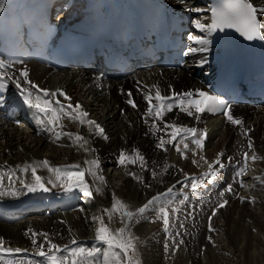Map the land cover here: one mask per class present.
Returning <instances> with one entry per match:
<instances>
[{
    "label": "bare ground",
    "instance_id": "6f19581e",
    "mask_svg": "<svg viewBox=\"0 0 264 264\" xmlns=\"http://www.w3.org/2000/svg\"><path fill=\"white\" fill-rule=\"evenodd\" d=\"M11 1L4 0V8ZM250 1L258 8L264 6V0ZM77 4L75 3L71 9L66 10L63 18L81 14L82 2L78 8ZM186 6H190L193 12L191 22L193 32L189 34L188 40L190 36H199L209 43L201 46L189 40V48H203V50L189 52L188 49L189 60L179 71L161 67H153L144 72L141 70L124 80L106 82L102 95V90L93 86L91 81L77 76L74 70L49 74L43 68L36 67L29 71V79L33 83L50 93H57V95L49 97L53 101L54 107L57 100L66 108L69 103L73 106L80 103L82 110L89 114L87 119L99 124L104 129L107 139L96 134L94 127L90 131V126L81 125L78 121L67 116L59 121L56 130L73 134V129L70 126H75L76 133L71 139L64 135L57 140L55 134L45 130L44 125L40 124L36 118H34L33 125L26 122L24 128L12 126L10 122H6L3 127H0V177H3L5 190L10 188L17 190L16 197L10 195L0 197V207L14 212L36 210V212L16 222L6 223L7 225L0 224V238L4 241L3 247L25 250L20 253L5 252L0 254L3 257L0 259V264H9V262L19 264L21 261L23 264H49L47 259L37 254L41 244L44 245L43 250L47 252L48 244L45 243V237L41 235L34 237L33 233H44L51 243L59 246L61 251L55 254L62 260L66 254L67 261L70 260V250L79 246L90 245L91 250H99L100 248L95 233L102 219L98 214L101 202L99 201L100 204H97L98 202H95L94 197L85 196L75 187L71 191H65L56 182L55 174L49 172L48 168L40 163L42 161H48L49 167L64 170H69V166L78 165V170L84 172L86 182V176L88 177L89 183L87 182V184L91 192L101 199L103 205L109 208H112L113 197H115L126 205L128 204L129 208L131 207L130 210L153 201L152 206L149 207L150 218L159 215V211L154 207L157 202L161 205L159 209L161 207L168 209L169 219L179 221L176 230L181 235L176 238H173L174 233L170 229L167 232L164 230V225L158 227L159 230H162V232L160 231L161 237H159L155 231V225H144L141 218L139 220L143 224L138 225L134 223L136 219L127 223L125 220L122 222V219L118 223L109 220L111 231L115 232L119 226L127 224L130 233L136 232L141 237V244L148 246L143 251L145 264H188V262L190 264H230L231 259L226 258V256L237 255L235 252L244 240V246L241 245L242 249L238 248L239 252L241 255L243 252H250L246 254L245 258L244 256L240 257V262L235 261L234 258L232 261L235 264H241V262L242 264H264L262 258L264 257V108L255 113L254 124L246 125L247 130L254 127L249 137L238 136L233 133L229 135L226 125L223 129L218 128L219 121L217 118L206 119L199 124H196L193 119H188V124H183L179 121V116L174 113V110L165 112L163 121L153 123L155 127L147 126L144 128L142 126L141 117L145 116L148 110V102L145 100L146 94L150 93L153 97L152 104L157 105L158 102L154 99L157 88L163 96L199 89L204 86V80L196 78L195 73L202 69L203 76H206L213 67L211 35H209L207 28L201 31L195 26L196 21L210 25L208 4L205 0H190ZM260 12L264 17V10ZM179 89L181 91H178ZM60 91L70 97V101L59 95ZM129 92L132 94L131 97L128 96ZM7 97L9 99L12 97V91L8 93ZM129 99L134 101L136 108L126 102ZM21 103L23 104L22 101ZM13 104L15 102L11 101V105ZM175 108L180 110L179 107ZM139 111L142 113L140 114ZM135 112H138L140 122L133 126L135 122H138L134 115ZM193 114L194 117H200L195 113ZM165 124L194 128L197 130L196 138L203 139L204 134H207L203 139L202 149H198L188 140L180 143L181 138L179 137L173 143L165 145L166 151L158 148L157 144H159L161 137L165 140L171 139L172 129H165ZM157 129L160 130L157 131ZM76 134L83 136L87 144L81 147L82 141L75 139ZM240 137H243L244 142H238ZM249 139L252 141L251 150L248 148ZM184 143L188 144L187 150L184 149ZM175 145L179 146L180 152L176 150ZM236 147L242 150L238 170L244 163L243 154L247 152L249 157L247 169L248 172L253 173V176L246 172V175L237 177L236 172L229 169L230 167L226 173H220L216 168L217 176L215 179L218 188L207 190L205 183L208 181H205L197 188H203L205 194L197 198L191 192V183L193 180L202 179L208 172V164L205 163V160L214 165L218 154L233 150ZM108 151H110V157L107 156ZM136 151L144 157L143 166L139 160L135 164L125 162L121 165L119 163L118 158L121 152L125 153L126 156L134 157ZM201 152L203 154L199 155ZM6 153L11 157H7ZM253 154L258 157L255 162L251 159ZM93 160L99 161V169L90 163H86ZM194 160L196 163H193ZM26 164L36 166L37 175L42 177V180H52L55 186L52 183L46 186L44 183L45 187L49 189L47 192L37 191L33 193L28 192L18 181L10 184L6 174H11L13 181L20 178L29 184L33 182L30 169L26 174L21 171ZM105 167L116 171L112 174ZM89 169L95 172L96 177H102L104 182L102 183L100 179L89 175ZM250 178L252 184L248 186L247 182ZM115 179L119 180L120 183L115 181L114 184ZM241 182L245 185L244 187H241ZM229 185H231V192L227 191ZM169 189L172 191L169 192ZM222 189H225L224 194L218 195L217 191ZM240 190L248 192V196L239 197L238 192ZM79 193L83 197L76 199ZM223 201H232V205L228 208L232 207L233 211L231 210L229 216L225 215L224 217L223 214L219 216L218 221L223 217V220L221 219L222 225L218 224L215 218L213 219L211 226L214 231H209V227H207V218L211 214V210L204 212V219L189 204V202L192 204L198 202L200 204L220 205ZM237 207L239 209L235 210L234 208ZM172 209H178V211L173 212ZM233 214H237L236 217H233ZM85 216L86 219H84ZM88 218L92 219V225H90ZM245 219L251 223L246 225ZM112 223L118 226H114ZM224 225H231L232 228L222 233L219 230ZM234 226H238V229ZM216 230L219 231L218 234ZM220 232L225 239H223L224 243L221 246L222 240L216 241ZM240 233L243 234V237ZM50 235L53 237L52 239L49 238ZM252 236L257 240L254 243ZM161 238L162 240H160ZM33 239L37 240L36 245H33ZM59 240L63 242L59 243ZM73 241L76 243L73 244ZM103 248L102 253L99 250L93 256L87 257L90 264H92V260L97 263L98 256L103 258V261L98 264H105L106 258L109 262L112 261V254L115 253V250L110 252ZM227 249L233 250V254L227 253ZM216 251L219 252V255L215 254Z\"/></svg>",
    "mask_w": 264,
    "mask_h": 264
},
{
    "label": "snow or ice",
    "instance_id": "6c2138e0",
    "mask_svg": "<svg viewBox=\"0 0 264 264\" xmlns=\"http://www.w3.org/2000/svg\"><path fill=\"white\" fill-rule=\"evenodd\" d=\"M4 8V0H0V11H3ZM195 26L200 29L201 31L207 30L209 32L213 31H223L224 28H236V30L247 40H257L261 39L264 40V34H262V26L261 23L257 20V9L249 2V0H236V2L231 5L227 12H221L217 10H213L212 12V23L211 25H204L200 23L199 21L195 22ZM189 40L193 41L197 45H207L209 41L202 39L199 36H190ZM197 50H203L196 49V48H189V52L197 51ZM13 63H22L20 61H5L4 59H0V87L6 86L3 84V81L5 78L8 80H12L11 76H8V69L12 66ZM21 78L23 80V85H27V87L23 86L21 83ZM12 82L15 84V88L17 89V92L19 93V96L23 102V104L33 112L36 119L39 121L40 124L44 125L45 130L53 132L55 134V138L59 140L62 136L67 135L70 139L72 138L73 134L71 133H62L60 131H57L56 128L59 125V121L64 117H69L70 119L74 121H78L81 125H88L90 126V131L92 130V127L95 128L96 134L104 137L107 139V137L104 134V129L97 124L95 121H92L90 119H87L89 114L86 111L82 110L81 105L76 104L73 106L71 103L67 105V108L60 104V101H55V107L53 106V101L49 99V97L57 95V93H50L46 89H41L37 84L33 83L29 79V73L27 69H24L19 73V78L12 80ZM59 95L64 96L65 100L70 101V97H67L65 93L62 91L59 92ZM131 93H128V96L131 97ZM193 95L192 92H187L183 94H176L174 93L173 96H181V97H191ZM199 96V99H192L188 101H184L183 99L175 100L173 103H168V101L172 100V97L169 96H163L161 95L159 89L157 88L154 99L158 102L157 105L152 104L153 97L151 94L145 95V100L148 102V110L147 115L148 116H155L157 119L162 120L163 116L166 111H171L174 106H178L180 108V111L186 112L189 116H192L193 113L190 109H195L196 113H203L204 111L209 112H215L218 110H222L224 112V115L227 117V120L230 121L234 125H241L242 121L235 119L229 112L230 106L225 104V102L221 99H219L216 96L209 95L203 91H200L197 93ZM128 104H130L133 108H136V104L132 99H129L126 101ZM0 107H3V102L0 101ZM70 110V111H69ZM199 117H197L198 119ZM147 122V121H146ZM155 127V126H153ZM165 129L171 128L172 131L170 133L171 139L165 140L163 137H161L159 144H157L158 148L164 149L165 151V145L173 143V141L176 140V138L179 136L181 137L180 143L184 142V139L191 135L192 137L197 136V130L194 128H184L181 126H177L175 124L168 125L165 124ZM160 129H157L159 131ZM247 135V133H245ZM75 139L77 141H82L80 144L81 147L84 146V144H87V141L84 139L83 136L76 134ZM192 143L196 145L197 148L202 149V139L196 138L192 140ZM176 150L180 152V148L178 145H175ZM248 148L249 150L252 149V141L249 139L248 141ZM184 149H188V144L184 143ZM183 154V153H182ZM195 155V153H193ZM223 155L218 154V158L215 160L214 164L219 165L221 169L224 168V164L219 158V156ZM244 163L239 168V170L236 172L237 177H242L246 175L247 168H248V153L245 152L243 154ZM201 159H204L201 157ZM252 161L255 162L258 157L253 154L251 157ZM119 163L123 165L125 162L129 164H135L137 160L141 162V166L144 164V157L139 154L138 151L135 152L134 157L126 156L125 153L121 152L120 157L118 158ZM43 164L44 167L48 168V171L55 174L56 182L60 184L61 187L64 188L65 191H71L73 187L79 189L85 196L91 197L92 192L87 184V182L84 179V172L79 171L78 165H72L69 166V170H64L61 168H52L49 167L48 161H42L40 162ZM90 163L91 165H94L96 169H99V161L93 160ZM193 163H196L194 160ZM205 163L208 164V172L204 175V177L200 180H193L191 183V188L193 192L200 187L205 181L214 180L217 176V170L214 167L213 163H209L205 160ZM31 170L32 175V183H26L24 179L16 178V181H13L11 174L8 175L10 184L14 182H19L28 192H47L49 189L45 187V184L42 182V177L37 175V168L33 165H25L21 171L23 173H27ZM75 170V171H73ZM89 175H93L96 177L95 172H93L91 169L88 170ZM155 175V173H153ZM101 180L103 183L102 177H96ZM48 183H52L53 186H55V183L52 180H49ZM245 185L241 182V187H244ZM99 191V190H97ZM172 189H169V192H171ZM227 191L231 192V185L228 186ZM10 195L12 197L17 196V190L15 189H9L5 190L3 187V177H0V197ZM223 195V193H221ZM157 199V198H154ZM186 199V198H185ZM243 201V198H241ZM153 204V201H149L148 204L144 205L143 207L139 208L136 212L128 211L127 205H125L122 201L117 200L115 197H113V204L112 208L106 209L105 212L107 213L109 220L112 218V213L119 212L121 214L122 222L124 220H127L128 222H131L134 218H137L139 216H142L143 213ZM227 204V201H223L219 207H224ZM173 212L178 211V209H172ZM215 211H213V215H215ZM170 213L169 210L166 208L161 207L159 209V219H162L163 224L165 226L164 230L167 232L169 225H170ZM211 220V218H210ZM31 231V230H30ZM209 231H214V229L211 226V222L209 223ZM41 235L45 237V243L48 244L47 252H45L44 245H39L40 250L38 251V255L41 257H44L48 260L49 264H66L65 260H62L57 257L55 254L56 252H60L61 249L59 246H57L54 243H51L47 239V235L44 233H33V236ZM96 241L102 244L107 245L109 249H119V253H113L112 254V261L109 262L106 258L105 264H140V261L135 258V238L132 237L131 233L128 231V225L126 224L124 227H121L116 232L111 231L105 224L103 219L100 220V226L96 229L95 233ZM211 239V238H209ZM3 239L0 238V254L2 253H20L22 249H12V248H4L3 247ZM33 245L37 244V240H32ZM76 241H73V244H75ZM55 250V251H54ZM96 250H89L83 247H77L71 249L69 252V256L72 257V259L67 261V264H84V258L90 257L95 254ZM3 257L0 256V259ZM9 264H12V262H9ZM19 264H23V262H19Z\"/></svg>",
    "mask_w": 264,
    "mask_h": 264
},
{
    "label": "rangeland",
    "instance_id": "374dc122",
    "mask_svg": "<svg viewBox=\"0 0 264 264\" xmlns=\"http://www.w3.org/2000/svg\"><path fill=\"white\" fill-rule=\"evenodd\" d=\"M77 6H79V3L77 4ZM131 90H133L132 88H130ZM178 91H181V89H179ZM140 112V114L142 113V111H139ZM135 116H136V118H137V120H138V122H135V124H133V126L134 125H136V124H139V122H140V119H139V117H138V112H135V114H134ZM143 126V125H142ZM70 128L71 129H73L72 131H73V134H75L76 133V127L75 126H70ZM75 128V129H74ZM75 130V131H74ZM106 144H108V143H106ZM88 152V151H87ZM86 152V153H87ZM110 151H108L107 152V156L108 157H110ZM7 157H11V156H9V154H5ZM109 159V158H108ZM105 169L108 171V172H110V173H112L113 174V172H115L116 170H112L111 168H108V167H105ZM127 173H130V172H127ZM249 174L250 175H253V173L252 172H249ZM131 177L133 178V176L131 175ZM130 177V178H131ZM84 178H85V176H84ZM86 180H87V182L89 181L88 180V177L86 176ZM143 180V179H142ZM118 181L119 183H120V181L119 180H114L113 181V183L115 184L116 182ZM42 182L43 183H45L46 184V186L49 184L48 183V181H46V180H42ZM89 183V182H88ZM119 183H117V184H119ZM250 184H252L251 183V178L250 179H248V182H247V185L249 186ZM50 185V184H49ZM242 195H244V197H246L247 195H248V192H243V193H241ZM92 197H94V200H95V202L97 203V204H100V202H101V204L103 203L102 201H101V199H99V197H97L95 194H93V192H92ZM80 198V197H79ZM97 199V200H96ZM100 201V202H99ZM196 204H197V206L196 205H194V206H192L193 207V209H195L196 210V212L198 213V215H200L202 218H204L205 219V214H204V212L207 210L205 207H203V205L204 204H200V203H198V202H195ZM99 205L100 207H99V209H98V214H99V216L103 219V221H104V224L106 225V226H108V228L110 229V225H109V217H108V215H107V213L105 212V210L106 209H111V208H109L108 206H106V205ZM125 204V203H124ZM126 205V204H125ZM144 205H146L145 203L144 204H142L141 206H138L137 208H135V209H133V210H130L131 209V207L129 208V206H128V204H127V210H128V208H129V210L130 211H132V212H136L139 208H141V207H143ZM230 205H232V201H230V202H227V206H225L224 208H226L227 207V209H224V208H222V209H220L221 210V212H220V210L217 212V210L215 211V212H217L215 215H213V213L212 214H210L211 215V220H209L208 221V226L207 227H209V223L211 222L212 223V221H213V219L215 218L216 219V222L219 224H223V222L221 221V219L223 218V217H221L220 218V221H218V218H219V216L221 215V214H223V216L225 217V215L226 216H229L230 214V212H231V210L233 211V209H232V207H229L228 208V206H230ZM152 206V205H151ZM150 206V207H151ZM159 206H161V205H159V202H157L156 203V205H155V207H156V209H157V211H159ZM236 206V205H235ZM249 206H251V205H249ZM235 210H238L239 208L237 207V208H234ZM128 210V211H129ZM224 210H225V212H224ZM222 211H223V213H222ZM219 212H220V214H219ZM226 213V214H225ZM218 214V215H217ZM209 215V216H210ZM217 215V216H216ZM236 215L237 214H233V217H236ZM159 216V215H158ZM158 216H155L154 218H150V215H149V208L145 211V213H143V215L142 216H139V217H137V218H134V219H136V221L134 222L136 225H138V224H143V222H141L140 220H139V218H141L143 221H144V225H148V224H154L155 225V231H156V233H158V235H159V237H161V233H160V231L162 232V230H159L158 229V227L160 226V225H164L163 223H162V220L161 219H159L158 218ZM84 219H86V216L84 217ZM120 219H122L121 218V214L119 213V212H114V213H112V218H111V221H114L115 223H118L119 222V220ZM88 220L90 221L89 223H90V225H92V219L91 218H88ZM223 220V219H222ZM125 222L127 223L128 221L127 220H125ZM248 222V223H247ZM245 223H246V225L247 224H250L251 222L248 220V219H245ZM0 224H4V225H7L6 223H1L0 222ZM112 225H114V226H116L117 224H113L112 223ZM118 226V225H117ZM179 226V221L178 220H176V219H170V225H169V228L168 229H170L174 234H173V238H176V237H178L179 235H181L180 234V232L178 231V230H176V228ZM99 227V226H98ZM121 227H124V226H121ZM120 226L117 228V230L118 229H120L121 228ZM236 229H238V226H234ZM230 228H232V226L230 225H224L223 226V228H220L221 230H219V231H221L222 233H223V231H226V230H229ZM111 230V229H110ZM218 230V229H217ZM216 230V232H217V234L219 233V231H217ZM241 230V229H240ZM115 232H116V230H115ZM221 232H220V235L216 238V241H218V240H222L221 242H220V246H221V244H223L224 243V241H223V239H224V236H223V234H221ZM136 234V235H135ZM131 235H132V237H134L135 238V240H134V242H135V246H136V251H135V258L136 259H138L139 261H140V264H142L143 262H144V264H145V258L143 257L144 255H143V251L146 249V248H148V246L145 244L144 246L141 244V242H142V239H141V237L139 236V235H137V233L136 232H131ZM240 235L243 237V234L242 233H240ZM49 238L50 239H52L53 237L50 235L49 236ZM257 238V237H256ZM252 239H254L253 240V243L255 242V241H257L255 238H254V236H252ZM137 240H139V241H137ZM160 240H162V238L160 239ZM225 240V239H224ZM63 241H61V240H59V243H62ZM244 243H245V240L243 241ZM242 242V243H243ZM239 244L240 246H238V248L240 249H242V247H241V245L242 246H244V243L243 244ZM100 245L102 246L101 247V249L103 248V246H104V248L106 249V250H108V251H112L113 249H109L105 244H102V243H100ZM142 247H141V246ZM155 245V244H154ZM257 245H259V243H257ZM106 246V247H105ZM85 247H88V249L89 250H91L90 249V245L89 246H85ZM159 247V246H158ZM103 248V249H104ZM237 248V251L235 252L237 255H235V253H234V255L235 256H226V258H228V259H231V261H230V264H235L234 263V261H232V260H234L235 259V261H239L240 262V257L242 258V256H244V258H245V256H246V254H248L250 251H246V253L245 252H243V255H241V252H239L240 250ZM142 249V250H141ZM159 249H160V247H159ZM115 250V253H119V249H114ZM141 250V251H140ZM229 250V251H228ZM251 251L253 250L252 248L250 249ZM140 252H141V254H140ZM232 252V253H231ZM227 253H230V255H232L233 254V250H231L230 251V249H227ZM240 253V254H239ZM140 256H139V255ZM215 254L216 255H219V252L218 251H216L215 252ZM245 254V255H244ZM201 255H203V254H201ZM264 256V255H263ZM234 258V259H233ZM239 258V259H238ZM263 259H264V257H262ZM69 259H71V258H69ZM143 259V260H142ZM63 260H65V262H66V264H67V254H66V256L64 257V259ZM263 263H264V261H263ZM183 264H186V263H183ZM188 264H190L189 262H188ZM241 264H242V262H241Z\"/></svg>",
    "mask_w": 264,
    "mask_h": 264
}]
</instances>
